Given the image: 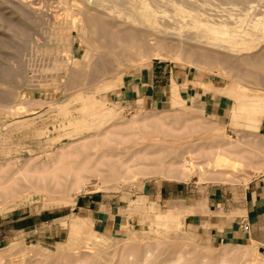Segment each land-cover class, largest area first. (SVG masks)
Wrapping results in <instances>:
<instances>
[{
	"label": "rangeland",
	"instance_id": "obj_1",
	"mask_svg": "<svg viewBox=\"0 0 264 264\" xmlns=\"http://www.w3.org/2000/svg\"><path fill=\"white\" fill-rule=\"evenodd\" d=\"M153 63L182 74L202 107L183 100L175 110L173 97L162 108L121 103V87ZM233 92L264 94V0H0V264H264L254 247L199 237L155 200L165 180L194 190L264 174V116ZM211 97L218 115L205 107ZM221 145L228 153L215 156ZM191 160L203 164L201 181L197 169L168 177ZM43 184L48 193L30 190ZM15 193L22 197L7 202ZM94 195L120 204L134 225L94 228L78 209ZM27 216L37 225L14 231L12 221ZM74 219L82 233L70 240Z\"/></svg>",
	"mask_w": 264,
	"mask_h": 264
},
{
	"label": "crops",
	"instance_id": "obj_2",
	"mask_svg": "<svg viewBox=\"0 0 264 264\" xmlns=\"http://www.w3.org/2000/svg\"><path fill=\"white\" fill-rule=\"evenodd\" d=\"M173 81L182 100L202 107L204 96L192 87H182V74H177L172 67L154 63L121 87L117 98L127 107L162 108L172 100ZM210 99L212 101L205 107L211 114L218 115L220 103L214 101V97ZM260 128L264 135V121ZM155 200L168 210L184 214L185 224L211 244L257 247L264 260V174L253 176L240 185L207 183L195 186L194 190L184 181L165 180ZM78 209L83 210L94 228L103 233L123 231L134 225L120 204L114 205L104 196H90L82 200ZM48 221L51 220L45 223ZM12 224L18 232H26L37 225L31 216L14 220Z\"/></svg>",
	"mask_w": 264,
	"mask_h": 264
},
{
	"label": "bare ground",
	"instance_id": "obj_3",
	"mask_svg": "<svg viewBox=\"0 0 264 264\" xmlns=\"http://www.w3.org/2000/svg\"><path fill=\"white\" fill-rule=\"evenodd\" d=\"M74 2V1H73ZM143 9V8H142ZM70 12V11H69ZM145 14V13H144ZM150 15V14H149ZM146 16V15H145ZM144 16V17H145ZM148 17V16H147ZM146 17V18H147ZM149 18V17H148ZM151 21V20H150ZM149 22V21H148ZM113 23V22H112ZM106 24V23H105ZM108 27V26H107ZM102 28V27H101ZM103 29V28H102ZM122 33V32H121ZM132 33V32H131ZM133 33H134V31H133ZM225 33H227V32H225ZM224 33V34H225ZM138 34V33H137ZM248 34H250V33H248ZM227 35H228V33H227ZM226 35V36H227ZM139 36V35H138ZM146 36V35H145ZM148 38V37H147ZM146 38V39H147ZM131 39V38H130ZM140 39H142V38H140ZM221 40V39H220ZM243 40V39H242ZM112 41V40H111ZM130 41V42H129ZM128 42V44H131V40H129ZM160 42V41H159ZM146 43H148L147 42V40H143V41H141V46L140 47H138L137 48V51H138V54L140 55L142 52H143V50H144V46H146ZM158 43V42H157ZM161 43V42H160ZM113 45V44H112ZM133 44H131L130 46H132ZM113 47H115V46H113ZM162 47H164V46H161V48ZM175 47V46H174ZM231 47V46H230ZM247 47V46H246ZM116 48V47H115ZM164 48H166V47H164ZM180 48V47H179ZM236 48V47H235ZM243 48V47H242ZM134 49H135V47H134ZM247 50V49H246ZM137 53V52H136ZM160 54H162V53H159V54H156V58H161L162 56L160 55ZM178 54V53H177ZM207 57V56H206ZM209 62V61H208ZM220 63V62H219ZM124 64V63H123ZM122 66V65H121ZM171 82H172V80H171ZM111 85V84H110ZM109 85V86H110ZM173 87H172V93H173V100H172V108L173 109H178V108H180L181 107V105H182V103H183V100L180 98V96H179V92H177V85H176V83L173 81ZM179 86V85H178ZM106 88V87H105ZM113 87L111 86V89H112ZM119 88V87H118ZM243 88V87H242ZM110 89V90H111ZM245 89V88H244ZM102 91V90H101ZM102 93V92H101ZM104 93V92H103ZM171 93V94H172ZM170 94V95H171ZM222 95H224L225 96V94H222ZM172 96V95H171ZM230 96L234 99V100H236V101H238V102H240V103H245V102H248V104L252 107V109H253V111L254 112H256V113H259V114H261L262 116H264V94L263 93H258V92H255V93H251V94H242V93H239V92H233V93H231L230 94ZM81 97V96H80ZM95 98V97H94ZM86 99V98H85ZM84 99V100H85ZM95 100V99H94ZM87 102V101H86ZM88 104V103H87ZM94 104V103H93ZM96 104V103H95ZM92 106V105H91ZM91 106H88V108L89 109H92L91 108ZM98 107V106H97ZM96 107V108H97ZM83 108H84V106H83ZM82 108V109H83ZM94 108H95V106H94ZM88 109V110H89ZM93 110V109H92ZM97 110H98V108H97ZM101 110V109H100ZM111 111V110H110ZM109 111V113H111V112H113V111H111L110 112ZM89 112V111H88ZM106 112V111H105ZM95 113H97V112H95ZM102 112H99V113H97V114H101ZM93 114V113H92ZM89 115V114H88ZM104 115H105V113H104ZM103 115V116H104ZM109 116V114H106L105 116ZM112 114H110V116H111ZM98 116V115H97ZM102 115L100 116L101 117V119H102V117H103ZM89 117H91L90 115H89ZM112 117H114V116H111L110 118H112ZM84 118V117H83ZM99 118V117H98ZM105 118V117H104ZM109 118V117H108ZM146 118V117H145ZM148 118V117H147ZM80 119H81V117H80ZM100 119V121L102 122V120ZM82 120V119H81ZM90 120H92L91 118H90ZM94 120H98V119H94ZM106 120H108L107 118H106ZM110 120V119H109ZM159 120V119H158ZM76 121V120H75ZM104 121V120H103ZM84 122H85V118H84ZM87 122H89V121H87ZM93 122V121H92ZM92 122H90V123H92ZM97 122V121H96ZM109 122V121H108ZM80 123V122H79ZM132 123L133 124H138V121L137 120H133L132 121ZM75 124V123H74ZM72 125L73 127L75 126V125H78V123L77 124H75V125ZM82 124H84V123H82ZM93 124V123H92ZM97 124V123H96ZM105 124V123H104ZM215 124V123H214ZM94 125V124H93ZM99 125V124H98ZM101 125V124H100ZM103 125V124H102ZM114 125V124H113ZM118 125H121V124H118ZM118 125H117V127H118ZM124 125H125V123H124ZM80 126H82L81 124L79 125V127ZM123 126V125H122ZM78 127V126H77ZM91 127V126H90ZM113 127H115V126H113ZM76 128V127H75ZM110 129L112 128V126L111 127H109ZM116 128V127H115ZM107 129V128H106ZM113 129V128H112ZM106 132H108V131H106ZM107 134V133H106ZM105 135V134H104ZM103 135V136H104ZM97 136V135H96ZM96 136H94V137H96ZM100 137H102V136H100ZM98 138V137H97ZM84 140V139H83ZM221 143H222V141H221ZM220 143V144H221ZM71 144H73V143H71ZM76 144V143H75ZM70 145V144H69ZM216 145H218V141H217V143H216ZM222 145H224L223 143H222ZM222 145L220 146V147H217V148H219V149H216V150H218L217 151V153H216V155L215 156H217L218 154L220 155V156H222L223 154H227L228 152H226V150L224 149L225 147H226V145L225 146H223L222 147ZM232 145H234V144H232ZM66 146V145H65ZM228 146H231L230 144L228 145ZM227 146V147H228ZM71 147V146H70ZM213 147V146H212ZM215 147V146H214ZM232 148V147H231ZM230 148V149H231ZM66 149V148H65ZM200 149H202L203 150V148H199V151H200ZM212 150L214 149V148H211ZM210 149V150H211ZM229 149V150H230ZM142 151V150H141ZM205 151H207L206 149H205ZM195 152V151H194ZM140 153H142V152H140ZM144 153V152H143ZM188 153H191V155H193V153H192V151L191 152H188ZM234 153H235V151H234ZM234 153H230L229 155H233ZM239 154H241L242 152H238ZM119 154V153H118ZM137 154V153H136ZM136 154H134L135 156H133V157H136ZM195 155L197 154V155H199V152H195L194 153ZM239 154H237L238 156H239ZM120 155V154H119ZM139 155V154H138ZM194 155V156H195ZM202 155V154H201ZM207 155V154H206ZM234 155H236V154H234ZM236 155V156H237ZM59 156H61V155H59ZM66 156V155H65ZM109 156V155H108ZM186 156V155H185ZM210 156H212V155H210ZM114 157H118V156H114ZM59 158V157H58ZM103 158V157H102ZM110 158V157H109ZM196 158V157H195ZM219 158V157H218ZM217 157H216V160L214 161V164H215V167L217 168V170H219L221 167H223V164H222V161L221 160H217L218 159ZM223 158V157H222ZM113 159H115V158H113ZM132 156H131V159H127L129 162H132ZM192 159V158H191ZM236 159V158H235ZM241 159H242V157H241ZM244 159V158H243ZM60 160V159H59ZM126 160V164H128V161ZM195 160V159H194ZM65 161V160H64ZM192 161V160H191ZM232 161V160H231ZM248 161V160H247ZM58 162V161H57ZM197 162H199V161H197ZM197 162H195V161H192V162H187L188 164H184V166H182V168H181V170L179 171V173H178V175H171L170 173V175H168V177L169 178H176V179H179V180H184V179H186V178H189L190 177V175L192 174V172H194L196 169L198 170V173H200L199 175H200V177H199V175H198V177L200 178V181H201V174H204L205 173V170H204V168H203V164H200V163H197ZM206 162V164L207 165H209V164H211V160L210 159H208L207 161H205ZM205 162H203V163H205ZM238 162H240V161H238ZM53 163V162H52ZM59 163H60V161H59ZM125 163V162H124ZM180 163V162H179ZM178 163V164H179ZM182 163V162H181ZM180 163V164H181ZM213 163V162H212ZM232 163H235L237 166H239L240 164L239 163H236L235 161H233ZM117 164H119V163H117ZM214 164H211L212 166L214 165ZM242 164V163H241ZM261 164H262V162H261ZM260 164V165H261ZM42 165V164H41ZM49 165V164H48ZM54 165H55V163H54ZM123 165H125V164H123ZM140 165V164H139ZM175 165V164H174ZM188 165V166H187ZM233 165V164H232ZM254 165V164H253ZM256 165V164H255ZM259 165V164H258ZM138 166V165H137ZM142 166H144V165H142ZM160 167H162L161 165H159ZM170 166V165H169ZM235 166V165H234ZM136 167V166H135ZM139 167V166H138ZM145 167V166H144ZM147 167V166H146ZM151 167V166H150ZM159 167V168H160ZM207 167H209V166H207ZM220 167V168H219ZM226 167V166H225ZM232 167V166H231ZM243 167V166H242ZM82 168V167H81ZM84 168H86V167H84ZM132 168V167H131ZM131 168H129L130 170H131ZM213 168V167H212ZM237 168V167H236ZM90 169V168H89ZM116 169V168H115ZM134 169V168H133ZM162 169V168H161ZM224 169V168H223ZM229 169V168H228ZM80 170V169H79ZM122 170V169H121ZM194 170V171H193ZM207 170V169H206ZM215 170V169H214ZM85 171H86V169H85ZM88 171V170H87ZM89 171H91V170H89ZM95 171V170H94ZM113 171H115V170H113ZM128 171V170H127ZM126 171V173L127 174H129L128 172ZM142 171V170H141ZM141 171H138V172H141ZM146 171V170H145ZM145 171L143 172L144 174H146L145 173ZM165 171V170H164ZM227 171V170H226ZM100 172V171H99ZM109 172V171H108ZM111 172V171H110ZM117 172V171H116ZM132 171H130V173H131ZM134 172H136V171H134ZM141 172V173H142ZM196 172V171H195ZM195 172H194V174H195ZM209 172V171H208ZM207 172V173H208ZM113 173V172H112ZM156 173V172H155ZM160 173H162V172H160ZM165 173H167V172H165ZM216 173H218L217 171H215V174ZM219 173H220V171H219ZM100 174H104V172H101ZM116 174V173H115ZM119 174V173H118ZM117 174V175H118ZM133 174V173H132ZM135 174V173H134ZM136 174H138V173H136ZM208 174H212V173H208ZM214 174V173H213ZM124 175L125 176H127L125 173H124ZM139 175V174H138ZM146 175H149V174H146ZM145 175V176H146ZM153 175H154V173H153ZM162 175V174H161ZM217 175V174H216ZM218 175H220V174H218ZM77 176H80V173H78L77 174ZM83 176V175H82ZM86 176V175H85ZM100 176V175H99ZM112 176L113 175H111V181H112ZM119 176H121V174L119 175ZM136 176V175H135ZM167 176V175H166ZM227 176V175H226ZM73 177V176H72ZM76 177V176H75ZM89 177V176H88ZM101 177V176H100ZM103 177H107V176H103ZM114 178H115V175L113 176ZM129 177V176H128ZM134 176L132 175V178H133ZM74 178V177H73ZM81 178H83V177H81ZM81 178H76V182L75 181H73V182H75V186H76V188L77 187H79V185H80V183H81ZM85 178V177H84ZM109 178V177H108ZM113 178V179H114ZM116 178H117V176H116ZM130 179H131V176L129 177ZM235 178V177H234ZM75 179V178H74ZM86 179H87V177H86ZM104 179V178H103ZM120 179H122V178H120ZM126 179H128V178H126ZM88 180V179H87ZM116 180V179H115ZM123 181L125 180V179H122ZM134 180V179H133ZM175 180V179H174ZM114 181V180H113ZM67 182H68V180H67ZM72 182V187H74V183ZM102 182V181H101ZM108 182H109V180H108ZM108 182H103V184L104 183H106V184H108ZM66 183V182H65ZM82 183H84V182H82ZM81 183V184H82ZM30 184V183H29ZM61 186V185H60ZM48 187H50V186H48ZM66 187V186H65ZM54 189H55V187H53ZM69 188V187H68ZM76 188H74V189H76ZM32 189H35L36 191H41V192H46V193H48V191H49V189L46 187V186H44V184H43V186H37V185H35V186H31L30 187V190H32ZM71 189V187L68 189V190H70ZM73 189V188H72ZM78 190H80V187L79 188H77ZM14 190H12L11 192H13ZM35 191V192H36ZM82 191V190H81ZM31 192V191H30ZM40 192V193H41ZM53 192H54V190H53ZM69 192V191H68ZM39 193V194H40ZM42 193V194H43ZM59 193V192H58ZM7 195V194H6ZM19 197H22L19 193H15L14 195H12L10 198H8V200H7V202L10 200V199H18ZM5 202V201H4ZM11 202H13L12 200H11ZM6 203V202H5ZM18 203H20V202H18ZM17 203V204H18ZM74 218V217H73ZM84 220V219H83ZM71 221V220H70ZM85 221V220H84ZM81 222V221H80ZM79 222V220L78 219H74V220H72L71 222H70V225H69V228H70V234H71V236L72 237H69V239L70 238H72V240L73 239H75L77 236L76 235H78L81 231H82V224ZM86 222V221H85ZM178 226V225H177ZM83 228H84V226H83ZM82 233V232H81ZM73 236H76L75 238H73ZM91 237H92V235H91ZM98 239V238H97ZM71 240V239H70ZM90 241V240H89ZM92 241V240H91ZM69 243H71V242H69ZM191 243V242H190ZM196 244V243H195ZM144 246V245H143ZM145 247V246H144ZM143 247V248H144ZM255 248V247H254ZM256 249H257V247H256ZM23 250V249H22ZM254 251H256V250H254ZM162 253V252H161ZM251 253V252H250ZM255 253V252H254ZM100 253H98L97 255H99ZM103 254V253H102ZM101 254V255H102ZM147 254V253H146ZM152 255V254H151ZM100 258V260L102 259L101 258V256L99 257ZM115 258H116V256H115ZM239 258H240V256H239ZM262 259V258H261ZM260 259V260H261ZM206 260V259H205ZM239 260H243V259H239ZM221 261H223V259L221 260ZM240 261V262H241ZM99 263V262H98ZM97 263V264H98ZM224 263V262H223ZM225 263L227 264L228 263V261H225ZM259 263V262H258ZM96 264V263H95ZM173 264V263H172ZM222 264V263H221Z\"/></svg>",
	"mask_w": 264,
	"mask_h": 264
}]
</instances>
